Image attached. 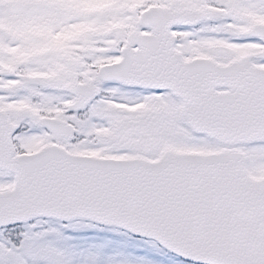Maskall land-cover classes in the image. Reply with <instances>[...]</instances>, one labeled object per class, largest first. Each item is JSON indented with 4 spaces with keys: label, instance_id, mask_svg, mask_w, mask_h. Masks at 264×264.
<instances>
[{
    "label": "snow or ice",
    "instance_id": "6c2138e0",
    "mask_svg": "<svg viewBox=\"0 0 264 264\" xmlns=\"http://www.w3.org/2000/svg\"><path fill=\"white\" fill-rule=\"evenodd\" d=\"M0 264H264V0H0Z\"/></svg>",
    "mask_w": 264,
    "mask_h": 264
}]
</instances>
